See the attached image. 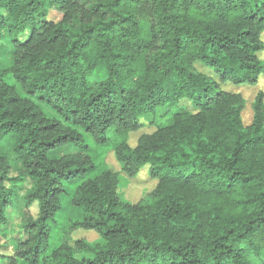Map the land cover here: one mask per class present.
<instances>
[{
    "label": "trees",
    "instance_id": "obj_1",
    "mask_svg": "<svg viewBox=\"0 0 264 264\" xmlns=\"http://www.w3.org/2000/svg\"><path fill=\"white\" fill-rule=\"evenodd\" d=\"M263 34L264 0H0L13 48L0 68V236L15 211L23 231L9 264H264V91L248 105L223 87L258 84ZM144 124L155 130L131 145ZM85 134L114 145L120 171L95 172ZM147 164L155 187L132 201L121 188ZM76 179L82 215L53 248ZM79 230L98 236L73 240Z\"/></svg>",
    "mask_w": 264,
    "mask_h": 264
},
{
    "label": "rangeland",
    "instance_id": "obj_2",
    "mask_svg": "<svg viewBox=\"0 0 264 264\" xmlns=\"http://www.w3.org/2000/svg\"><path fill=\"white\" fill-rule=\"evenodd\" d=\"M62 14L56 11H52L50 14V18L54 20H59L61 18ZM23 37V36H22ZM264 39V34H263ZM12 45L9 41V39H4L0 42V68H6L10 66L11 59H12ZM260 57L264 59V52L259 53ZM198 67L203 70L209 72L208 69L198 64ZM6 80L9 83L15 84L17 86L18 91L21 93L24 97H30L21 87L19 83L16 82L14 77L9 76L6 78ZM235 86V87H234ZM226 90L229 91H237L241 92L245 99L248 101V105H250L256 94L260 91H264V76H261L259 79V82L255 86H240L236 87L234 84L228 83L227 85L223 86ZM32 98V97H31ZM41 106H43L45 112L50 116H59L57 112L52 110L47 106L46 103H39ZM45 105V106H44ZM190 105V104H189ZM244 121L245 123H250L252 120V111L248 108L244 111ZM155 128L149 126L148 124H144V126L137 132H133L130 137V144L135 145L136 139H138L139 135L143 132H152ZM86 141L89 145L92 146L93 154L97 159V168L96 173H99L102 169L108 168L113 171H120L121 170V164L117 161L115 152H114V145L109 146H100L95 143V141L90 137V135L85 134ZM76 147L73 144H70L66 147L60 148L58 150L53 151L50 153V157H59L65 152H72L75 151ZM149 164L145 165L141 168L139 175L130 180L129 185L126 188H121L123 192L126 193L127 197L131 199L132 201H137L142 196L149 193L155 186L153 182H155L149 175ZM13 176H18L19 172L12 171ZM81 180L76 179L74 183H68V192L69 194L64 197V207L62 211L58 214V221L59 224L54 227L53 229V239H52V247H56V245L60 242L62 233L64 229L66 228L68 221L72 218H79L82 215V210L76 206H73L70 202L71 193L74 191L75 185L78 184ZM17 188L21 187L20 183H16ZM126 185L124 180L121 181V186ZM30 186V182L27 180L24 184V188L19 189V194L24 193V189L28 188ZM30 212L33 216V218H37L38 216V206L37 203H35L31 208ZM12 218L8 225V236L5 238L2 235L0 236V254H2L3 258L0 259L1 264H9L10 258L9 256H13L15 253V250L13 248V243L11 239H15L17 237H23V231L20 228V218L18 217V212L15 211L12 214ZM27 234H25L26 237ZM97 234L92 231L88 230H79L76 231L73 234V240L86 237L89 240H94L97 238Z\"/></svg>",
    "mask_w": 264,
    "mask_h": 264
}]
</instances>
